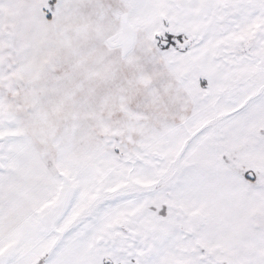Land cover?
<instances>
[{
	"label": "snow or ice",
	"instance_id": "snow-or-ice-1",
	"mask_svg": "<svg viewBox=\"0 0 264 264\" xmlns=\"http://www.w3.org/2000/svg\"><path fill=\"white\" fill-rule=\"evenodd\" d=\"M0 264H264V0H0Z\"/></svg>",
	"mask_w": 264,
	"mask_h": 264
}]
</instances>
